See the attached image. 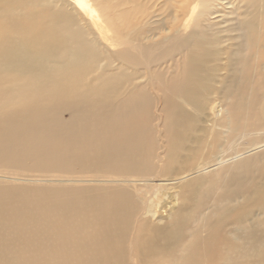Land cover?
Wrapping results in <instances>:
<instances>
[{
    "label": "bare ground",
    "instance_id": "bare-ground-1",
    "mask_svg": "<svg viewBox=\"0 0 264 264\" xmlns=\"http://www.w3.org/2000/svg\"><path fill=\"white\" fill-rule=\"evenodd\" d=\"M37 1L0 0V9ZM64 1L71 13L0 17V171L26 166L72 185L91 180L57 174L86 171L116 187H28L0 173V264L44 261L59 241L64 254L81 252L65 264H264V155L233 168L257 163L255 187L231 178L235 186L202 193L217 177L205 170L236 159L226 158L239 154L238 140L248 136L250 152L264 147L263 133L249 135L264 130V94L246 116H223L214 98L244 90L246 80L264 91V0H180L163 23L122 15L118 25L104 24L89 0ZM230 49L237 74L214 75ZM164 117L170 126L161 128ZM178 151L189 154L175 163L187 171L164 163ZM110 172L136 177L97 180Z\"/></svg>",
    "mask_w": 264,
    "mask_h": 264
},
{
    "label": "rangeland",
    "instance_id": "rangeland-1",
    "mask_svg": "<svg viewBox=\"0 0 264 264\" xmlns=\"http://www.w3.org/2000/svg\"><path fill=\"white\" fill-rule=\"evenodd\" d=\"M92 8L95 10V12L97 13L98 18L104 23V24H108V21L104 22V17H106V19L109 20V22H111L114 25H118V21H119V17L120 16H127L130 17L131 15H133V17H136L138 19L144 18L145 16H147L146 18H144L145 20L148 21V23L153 22L154 20L159 21L160 23H163V21H167L166 18H169L174 10L173 7L176 8H180L181 6V2L180 0H89ZM65 1L64 0H38L37 1V6L34 7V5L32 6H28L26 8V6L22 7L21 9H8L5 8L3 5V7H1L0 9V17L4 14V13H8L10 11V13H8V15L6 16V24H8L10 21L15 20L18 18V16H21L23 14L26 13V11L28 12H33L36 14H39L41 17L43 14L44 16L46 15H51L54 11H58V10H62L61 12L63 13H71L69 7H67V5H65ZM7 11H5V10ZM125 21H128L129 18L124 19ZM57 21V20H55ZM60 23V22H59ZM143 24H146V21L143 22ZM157 27H159L156 24ZM88 39H90V37H88ZM231 49L228 51L227 55H223V56H219V63H217L216 65V69L214 71V75L218 76V75H222L224 72H227L228 74L233 72V67L236 68L235 66H233V62L232 59L233 57L230 58V53H231ZM101 59V58H100ZM101 61H105L104 59H101ZM102 62L100 64H102ZM105 65V63L102 64V66ZM237 66V64H236ZM238 67V66H237ZM235 74H237V72H233ZM164 76L165 78H163L164 80L170 78V75L172 74H168V72H164ZM83 78L84 83H87L88 80ZM252 80L257 79V77H255L253 79L252 75H251ZM259 81V79H257L256 83ZM248 83L249 80H246V87L244 88V90H238L234 93H232L231 97L225 96V95H217L214 96V98H216L218 101H220L221 103V108H222V115L225 116L226 114V110H231L232 111H238L240 116H246L247 113H249V111H253V110H257L260 105H257L254 103V99L257 96H260L262 94H264L263 90H259L258 88H256V83L254 85V88L250 89V87L248 88ZM227 84V83H226ZM246 90V91H245ZM174 99V101L178 102V99L175 98H171ZM179 103V102H178ZM180 104V103H179ZM181 105V104H180ZM231 105H237L238 107H232ZM183 106V105H181ZM230 106V107H229ZM167 109V108H166ZM156 108L154 106H151V123L148 126V131L149 134H152L150 136V140L153 143V146L157 149L155 151H153V156H152V161L151 164H154L157 160L156 155L158 153L161 152L160 149V140L157 139V137L155 136V134H157V130L154 127V124L157 122V116L154 115V117L152 116V113L155 112ZM188 110V109H187ZM169 111H171L169 109ZM162 112V111H161ZM168 120L166 117L163 118V124L161 125V128H163L164 126H170L168 124ZM165 121H167V124H165ZM174 124V122H173ZM172 124V125H173ZM202 125L200 123H196L194 125V136H198L200 134V129H201ZM262 131V132H261ZM261 131H251L249 135L253 136V135H260V134H264V130ZM254 133V134H253ZM256 133V134H255ZM249 137L246 136L244 138H241L240 140H238L236 142V150L239 152V154L236 155H232L227 157L226 159H230L231 157L234 158L235 156H237L236 159L229 161L228 163H226L225 165H222L220 167H211L207 170H205V174L204 176L206 177H210L213 176L215 177V175H217V177L212 180L207 181V184L204 185V188L202 189V193L204 194H208L211 195L214 192V195H217L219 193L222 192V186L224 184V182H226L230 187L235 186L230 179L231 178H236V182L240 179H242V181L240 182V185L243 184V180H244V184L246 185V187H255L256 184H258V179H257V174L258 172L255 171L256 167H257V163H253L252 166H249L247 168H243L240 166H238V169L235 170L234 165L236 163H242L241 161L247 158H253L254 156H258L260 159L262 158V156L264 155V147H261L255 151H251L250 150H244L245 148V142L246 139H248ZM264 145V144H263ZM244 150V151H243ZM247 153H246V152ZM185 155H189L187 154V152L185 151H178V154L173 157L171 156H165L164 159V163L165 164H172L174 165L175 163H180L181 157L185 156ZM209 160V159H206ZM259 160V159H258ZM236 162V163H235ZM257 162V161H256ZM24 164H29V161L26 160ZM255 164V165H254ZM254 165V166H253ZM176 170L174 171H187L188 169H182V168H177V164L174 165ZM255 167V170H254ZM179 169V170H178ZM20 170L22 171H17V172H9L7 171V173H5L6 171H0V173L2 175H15L16 177H18V179L20 180H26L24 181V183H28L27 185L24 184L21 181H14L12 184L15 185H24V186H28V187H38V186H43V187H53V186H57V185H63L66 186H70L73 187H94L95 189L97 187L99 188H103V189H113L116 186H113L112 184H98L99 182H94L92 181L93 179H96V177H99L97 174L94 173H88L86 171H75V172H69L66 174H57V175H65V176H70V177H65V178H73V179H81V180H91V182H87V183H77L75 185H72L70 183H65V182H61L59 180H63V179H56L54 181V177H49V175H56L55 173H42L39 171H31L29 170L26 166H22L20 167ZM232 171V172H231ZM264 172V171H263ZM9 173V174H8ZM153 171L150 172V174H152ZM264 174V173H263ZM95 176V177H94ZM153 175H151L150 177H152ZM132 177H136V174H118V173H106V174H101L100 178L97 180H103V181H109L110 179H115V180H120V179H129ZM172 177L178 178L179 176L176 174H173ZM28 181H27V179ZM30 178V179H29ZM38 178V180L36 179ZM48 178V179H46ZM50 178V179H49ZM51 179H53L51 181ZM49 181V182H48ZM224 181V182H222ZM40 182V183H39ZM45 182V183H44ZM53 182V183H51ZM219 182V183H218ZM222 182V183H220ZM4 183H8V182H4ZM20 183V184H19ZM36 183V184H35ZM48 183V184H47ZM66 184V185H65ZM202 186V184H201ZM98 191V189H96ZM93 192V191H91ZM211 200L208 199L206 201V203H210ZM59 224H57V222L53 221L52 223H50L48 225V228L50 229H54L58 226ZM130 237L129 239H132L135 235V230L134 227H132V230L130 231ZM188 238V236H187ZM128 239V240H129ZM133 241V239H132ZM63 241H59L56 242L58 243V245H55L53 247H50V250H47L46 255L43 256V258L45 259L44 261H39L37 263L34 264H62L66 259H70V262H72V259L75 260V258L77 257H81V252H79V249H73L72 251H67V255L64 254V250L61 248V244ZM126 246V250L129 251V247ZM24 251H28V250H22ZM20 251V252H22ZM126 254L125 256V260L128 261L129 258V252L125 251L124 252ZM24 254V253H22ZM22 254L18 252H16V254L14 255V259L13 260H17V259H21L22 258ZM65 256V257H63ZM250 256L252 258V260L255 258L254 253H250ZM60 260V262H58L57 260ZM16 263V261H15ZM11 264V263H10ZM65 264V263H63ZM69 264V263H67ZM83 264V263H80ZM128 264H130L128 262Z\"/></svg>",
    "mask_w": 264,
    "mask_h": 264
}]
</instances>
